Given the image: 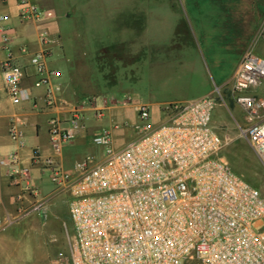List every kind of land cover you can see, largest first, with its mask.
<instances>
[{
    "label": "crops",
    "instance_id": "1",
    "mask_svg": "<svg viewBox=\"0 0 264 264\" xmlns=\"http://www.w3.org/2000/svg\"><path fill=\"white\" fill-rule=\"evenodd\" d=\"M33 2L44 17L21 22L18 0H0L5 18L0 64L6 57L4 32L22 67L21 86L30 93L27 101L13 105L0 68V158L11 152L18 156L16 164L0 166V264H46V246L32 236L50 224L49 196L63 193L67 207L69 199L49 181L46 160L70 171L86 155L100 159L92 137L101 129L110 128L113 148L121 149L138 135L118 129L117 122L132 118L139 107L146 106L149 117L159 121L166 105L210 95L233 77L247 51L264 58V0ZM39 51L46 52L58 86L53 106L46 104L42 88L33 87L37 76L28 58ZM77 106L81 128L72 142L53 150L49 121L66 127Z\"/></svg>",
    "mask_w": 264,
    "mask_h": 264
},
{
    "label": "built area",
    "instance_id": "2",
    "mask_svg": "<svg viewBox=\"0 0 264 264\" xmlns=\"http://www.w3.org/2000/svg\"><path fill=\"white\" fill-rule=\"evenodd\" d=\"M18 5L21 22L44 17L33 0H18ZM10 42L3 32L6 57L0 68L5 92L18 105L30 93L21 86L22 67ZM28 65L37 76L33 87L42 88L46 104L53 106L58 86L46 66V52L31 54ZM263 83L264 58L247 51L231 91L243 113L241 133L264 168V95L258 93ZM214 90L213 95L166 105L157 126H143L121 149L113 148L110 128L101 129L92 137L100 159L86 155L70 171L46 160L49 181L69 195L72 226L66 251L53 250L47 264H264V197L219 157L222 141L212 125L219 90ZM101 115V110L95 112L97 118ZM138 116L148 119V108L139 107ZM82 121L78 106L64 128L51 119L53 150L72 142ZM10 137L18 139L14 128ZM17 162L15 152L0 158V166Z\"/></svg>",
    "mask_w": 264,
    "mask_h": 264
},
{
    "label": "rangeland",
    "instance_id": "3",
    "mask_svg": "<svg viewBox=\"0 0 264 264\" xmlns=\"http://www.w3.org/2000/svg\"><path fill=\"white\" fill-rule=\"evenodd\" d=\"M231 80L232 77L215 87L219 90V96L216 97L212 113V125L222 141L219 157L235 174L257 188L264 197V168L252 147L241 133L244 126L243 113L234 102V94L231 91ZM214 89L210 95H213ZM258 93L264 95V83L258 89ZM162 117L163 114L161 113L159 121L150 117L146 120H141L136 112L132 115V118L126 117L124 118L125 120H119L117 128L133 131L134 137H136L141 133L143 126L155 127L162 121ZM133 139L130 138L127 141ZM50 186L54 187L51 183ZM49 198L51 211L49 216L51 220L50 224L48 227H44V230L40 233L32 236L33 242L37 243V240H42L46 246V251L43 250L47 253L46 259L56 248L66 251L67 239L72 234L66 195L54 192ZM57 226H59L60 230H58Z\"/></svg>",
    "mask_w": 264,
    "mask_h": 264
}]
</instances>
